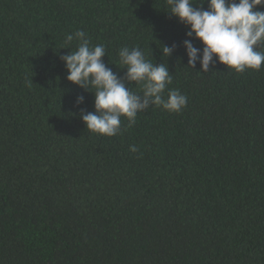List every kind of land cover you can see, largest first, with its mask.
Wrapping results in <instances>:
<instances>
[{"label":"trees","instance_id":"16d2710c","mask_svg":"<svg viewBox=\"0 0 264 264\" xmlns=\"http://www.w3.org/2000/svg\"><path fill=\"white\" fill-rule=\"evenodd\" d=\"M166 10V0H0V264H264V65L191 68L182 41L202 44ZM76 30L105 46L119 76L124 46L165 63L163 95L178 89L186 106H150L131 127L121 117L112 137L87 130L80 109L93 112L94 95L60 60Z\"/></svg>","mask_w":264,"mask_h":264},{"label":"clouds","instance_id":"9594fccd","mask_svg":"<svg viewBox=\"0 0 264 264\" xmlns=\"http://www.w3.org/2000/svg\"><path fill=\"white\" fill-rule=\"evenodd\" d=\"M166 12L186 26L185 36L198 40L201 48L193 45L192 39L182 41L187 56V65L195 68L197 62L201 72H208L211 65L219 62L236 72L245 69L259 70L264 65V0H207V8L200 5L204 0H166ZM77 45L73 50V41ZM162 56H170L176 45H162ZM70 49L60 56L66 79L94 95V111L80 109V119L91 132L108 137L121 131V117L131 127L137 114L150 106L162 107L166 111L180 112L187 104V97L178 89H169L172 75L165 63L155 64L145 58L143 50L124 46L118 50L119 65L123 76L117 75L102 60L106 54L103 44L92 45L82 30L65 36L64 46ZM152 57V56H151ZM140 85L134 92L125 82ZM84 97L77 96L76 104ZM129 151L137 152L136 145Z\"/></svg>","mask_w":264,"mask_h":264}]
</instances>
